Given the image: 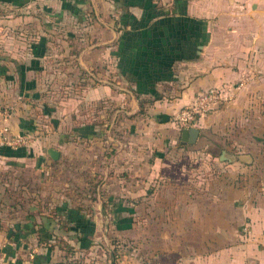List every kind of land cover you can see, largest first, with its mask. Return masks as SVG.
Segmentation results:
<instances>
[{"label":"crops","instance_id":"0c3cea01","mask_svg":"<svg viewBox=\"0 0 264 264\" xmlns=\"http://www.w3.org/2000/svg\"><path fill=\"white\" fill-rule=\"evenodd\" d=\"M30 3L32 6L35 0H0V38L11 30L14 35L40 41L33 23H29L32 15L22 11L30 8ZM195 6V17L201 23L190 30L193 40L178 50L175 59L170 60L174 53L169 57L167 52L160 53L153 47L154 57L149 56L151 50L147 53L150 59L146 72L137 73L132 69L131 75L128 74L130 84L121 81L122 71L117 63L110 77L106 70L96 76L90 74L97 82L84 92L83 100L98 104L102 119L98 136L104 139L103 150L113 153L104 157L102 186L98 192L97 211L100 210L101 224L106 225L104 240L110 242L109 235L114 236L107 232L110 197L124 192L131 197L138 196L150 183L162 182L166 192L183 189L178 207H198L193 229L191 224L188 227L193 231L190 233L193 249L201 253L196 256L195 264H203L202 259H208V264H264V157L239 150L252 147L256 135L259 147L264 149V0H196ZM1 42L3 39H0V52L30 50L27 42L11 50L4 49L10 47L3 45V48ZM130 52L134 54L135 50L132 48ZM33 63L26 59L14 63L21 68L18 72L21 75L13 81L0 72V137L3 129H7L5 137L26 138L33 130L25 117L36 116L39 111L30 101L34 96L32 91L27 90L28 85L36 83L29 71L36 68ZM82 64L89 69L93 63ZM10 66V62L0 63V68ZM10 84L22 88L13 103L9 101ZM210 88L223 89L231 100L198 121L194 128L199 133L194 144H182V129L174 122V116L191 104L198 93ZM140 101H147L142 108ZM241 115L249 117L244 143L222 138L231 121ZM123 119H129L127 124H130L127 127L131 139L126 143L122 141ZM215 137L223 147L219 141L212 143ZM5 148L18 153L26 150ZM26 153L31 157V152ZM222 153H225L224 160H221ZM205 156L210 157L205 167L208 165L211 169L203 177L190 170V166ZM0 159V163L5 162L0 169L9 176H17L16 169L31 165L27 157L0 156ZM40 172L35 173L34 180L35 190L42 196ZM204 207L209 208L205 214ZM37 209H29L30 214L35 210L34 217L29 219L14 218L16 211L10 220L0 216V264H75L73 256H65L55 246L54 234L59 225L43 217ZM197 210L201 211L200 215ZM182 223L187 226L185 221ZM96 234L95 229V237ZM115 234L118 240L123 237L122 233ZM93 237L89 238L94 240ZM205 244L212 248L207 250ZM254 247L257 248L253 250ZM104 257L111 264L108 250ZM112 257L115 263V255Z\"/></svg>","mask_w":264,"mask_h":264},{"label":"rangeland","instance_id":"374dc122","mask_svg":"<svg viewBox=\"0 0 264 264\" xmlns=\"http://www.w3.org/2000/svg\"><path fill=\"white\" fill-rule=\"evenodd\" d=\"M195 1L35 0L32 6L30 3V8L22 10L32 15L33 20L29 23H33L40 41L37 43L34 37L14 35L11 30L2 36V47H10L4 49H16L27 42L30 50L0 52V63H11L10 68H0V72L13 81L21 75L18 73L21 68L13 64L24 59L33 61L36 68L29 71H32L36 83L28 85L27 90L34 95L30 100L32 104L42 112L37 110L36 116H25L27 122L32 123L33 130L28 134V144L23 146L26 150L13 156L27 157L31 165L28 163V166L16 169L17 176H9L0 169L1 219L10 220L15 213L14 218L29 219L34 217L36 210L30 214L29 209L37 207V212L41 211L43 217L59 225L54 234L55 246L65 256H73L75 264H109L104 257L106 250L111 264H195L196 256L201 253L193 249L190 233L198 207H178L183 189H174L172 193L168 189L166 192L162 182L159 185L150 183L138 196L131 197L125 192L116 197L112 195L107 207L111 222L107 232L114 236L109 235L110 242L104 240L106 225L101 224L100 210L97 211L98 192L102 186L100 174L104 157L113 153L103 150L101 144H105L104 139L98 136L102 126L98 104L83 100L84 92L97 82L90 74L96 76L101 70H106L110 77L117 63L122 71L121 81L130 84L128 74L131 75L132 69L137 73L146 72L149 56L154 57L153 47L160 53L162 50L167 52L168 56L174 53L169 57L170 60L175 59L178 50L193 40L190 30L201 23L195 17ZM132 48L134 54L130 52ZM83 62L93 64L87 69L82 67ZM10 87L12 96L9 101L13 103L22 88L12 84ZM248 119L242 115L233 119L222 138L244 143ZM128 120L123 119L121 130L124 143L131 139ZM254 139L256 143L252 147L239 150L264 157V149L258 145V135ZM213 141L220 142L216 137ZM50 149L59 152L58 160L53 161L49 157L47 151ZM26 152H31V157ZM209 160V156L199 157L193 161L190 170L206 176L211 169L208 165L205 167ZM0 165L4 167L5 162ZM122 171L125 173L126 170ZM38 172L43 182L42 196L38 189L35 190L37 182L34 177ZM205 210L209 208H203L204 214ZM197 211L200 215L201 211ZM183 221L187 226L184 227ZM190 224L191 228H188ZM114 229L123 234L119 240ZM50 230L54 231V228ZM90 236H94V240ZM205 246L207 250L212 248L208 244ZM111 254L116 257L115 263ZM202 262L208 264V259H202Z\"/></svg>","mask_w":264,"mask_h":264},{"label":"built area","instance_id":"2783aa9c","mask_svg":"<svg viewBox=\"0 0 264 264\" xmlns=\"http://www.w3.org/2000/svg\"><path fill=\"white\" fill-rule=\"evenodd\" d=\"M231 96L219 88H210L198 93L193 102L181 108L174 116V122L180 129L195 127L198 121L210 113L214 108L228 103ZM7 129L2 130L0 145L9 148L23 147L28 144L29 139L23 136L5 137Z\"/></svg>","mask_w":264,"mask_h":264},{"label":"water","instance_id":"95a60500","mask_svg":"<svg viewBox=\"0 0 264 264\" xmlns=\"http://www.w3.org/2000/svg\"><path fill=\"white\" fill-rule=\"evenodd\" d=\"M198 133H199L198 129L194 127L182 129L181 131L182 144L184 143H187L189 145L194 144L198 137ZM47 153L53 161L58 160L59 153L57 151L50 149L47 151ZM224 159H225V153H222L221 160H224Z\"/></svg>","mask_w":264,"mask_h":264},{"label":"trees","instance_id":"16d2710c","mask_svg":"<svg viewBox=\"0 0 264 264\" xmlns=\"http://www.w3.org/2000/svg\"><path fill=\"white\" fill-rule=\"evenodd\" d=\"M136 93L137 94H139L138 93V90H136ZM147 101H140V108H142V105L144 104V103H146ZM142 112V110H140V112H139V114H142L141 113ZM19 153L17 152V151H14V150H9V149H7V148H5V147H3V148H0V156H5V157H7V156H17ZM68 224L69 223H71V221H68L67 222Z\"/></svg>","mask_w":264,"mask_h":264}]
</instances>
